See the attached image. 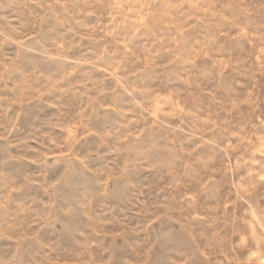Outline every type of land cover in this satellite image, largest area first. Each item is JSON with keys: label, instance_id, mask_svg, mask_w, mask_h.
Segmentation results:
<instances>
[{"label": "rangeland", "instance_id": "rangeland-1", "mask_svg": "<svg viewBox=\"0 0 264 264\" xmlns=\"http://www.w3.org/2000/svg\"><path fill=\"white\" fill-rule=\"evenodd\" d=\"M0 264H264V0H0Z\"/></svg>", "mask_w": 264, "mask_h": 264}]
</instances>
